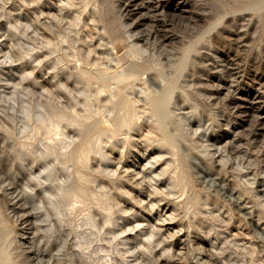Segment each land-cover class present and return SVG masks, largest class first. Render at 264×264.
<instances>
[{
    "label": "rangeland",
    "instance_id": "1",
    "mask_svg": "<svg viewBox=\"0 0 264 264\" xmlns=\"http://www.w3.org/2000/svg\"><path fill=\"white\" fill-rule=\"evenodd\" d=\"M152 1L136 27L127 0H0V249L13 264H264V2ZM121 70L132 115L90 143L83 122L119 111L106 75ZM168 89L162 119L151 101ZM83 142L84 166L67 158ZM79 178L88 194L65 200Z\"/></svg>",
    "mask_w": 264,
    "mask_h": 264
},
{
    "label": "bare ground",
    "instance_id": "2",
    "mask_svg": "<svg viewBox=\"0 0 264 264\" xmlns=\"http://www.w3.org/2000/svg\"><path fill=\"white\" fill-rule=\"evenodd\" d=\"M137 1V2H136ZM152 0H127V2H126V8H127V11H128V13H129V15H130V17H135V18H133L134 19V25L136 26V27H140V26H142L143 24H145L144 22H147V20H148V18H152L150 15L153 13H151V10H150V6H151V4H150V2H151ZM153 1H155V0H153ZM152 1V2H153ZM262 2H264V0H257V1H254V2H252V3H250L249 5H248V7L249 8H257V7H260V5H262L263 3ZM248 3V2H247ZM228 6V5H227ZM264 6V5H263ZM262 8V10H263V7H261ZM260 8V9H261ZM247 9V8H246ZM181 11H183V10H180L179 9V12H181ZM259 11H261V10H259ZM181 15V14H180ZM259 17V16H258ZM257 17V18H258ZM219 21V20H218ZM246 21V20H245ZM154 22H155V27L156 26H160V24H159V21H157V20H154ZM216 23V22H215ZM153 26V25H152ZM156 29V28H155ZM264 29V28H263ZM151 32V31H150ZM205 32V31H204ZM155 33H158V30H154V32L152 33V36L155 34ZM202 34V33H201ZM156 35V34H155ZM154 35V36H155ZM203 35V34H202ZM65 39V38H64ZM62 40V39H61ZM119 40V39H118ZM62 42V41H61ZM126 42V41H125ZM119 43V42H118ZM122 43V42H121ZM120 43V44H121ZM170 44V43H169ZM235 44H236V42H235ZM242 44H243V42H242ZM242 44L241 43H239V45L238 46H242ZM61 45V44H60ZM166 45V44H165ZM124 46V45H123ZM237 46V47H238ZM126 49V48H125ZM250 49V48H249ZM118 50H119V48H118ZM127 50V49H126ZM126 52V51H125ZM129 53V52H128ZM127 53V54H128ZM244 53V52H243ZM124 54V53H123ZM126 54V53H125ZM192 55V54H191ZM78 56H80V55H78ZM185 56H186V54H185ZM66 57V56H65ZM75 57V56H74ZM74 57H72V58H74ZM133 57V56H132ZM131 57V58H132ZM78 57H76V59H77ZM136 58V57H135ZM58 59H59V57H58ZM61 59V58H60ZM138 59V58H137ZM62 60V59H61ZM80 62V61H79ZM86 62V61H85ZM126 64V63H125ZM124 64V65H125ZM130 63L128 62L126 65H129ZM83 65V64H82ZM89 66V65H88ZM140 66H142V65H140ZM139 66V67H140ZM134 66L132 65V66H130V69L129 70H132V69H134L133 68ZM90 68V67H89ZM121 68H123V66L121 67ZM138 68V67H137ZM82 70V68H79L78 70ZM104 69V68H103ZM102 69V70H103ZM113 69V68H112ZM115 69V68H114ZM136 69V68H135ZM157 69V68H156ZM75 70V69H74ZM80 70V72L82 73V71ZM86 70H88V69H86ZM85 70V71H86ZM138 70V69H137ZM181 70V69H180ZM105 71V70H104ZM112 71V70H111ZM124 71V70H123ZM156 71V70H155ZM83 72H84V69H83ZM106 72V71H105ZM113 72V71H112ZM156 72H159V71H156ZM93 73V72H92ZM108 73H109V71H108ZM137 73V72H136ZM160 73V72H159ZM158 73V74H159ZM135 74V73H134ZM83 75V74H82ZM81 75V76H82ZM87 75V74H86ZM104 75V74H103ZM132 75H133V73L132 72H129V73H124V72H122V70H121V72H115V73H109V74H107L106 75V79L108 80V81H110V79H115L116 81H115V85H114V89L116 88V90H115V92H116V95H117V97L115 98V100H114V105H115V107L119 110H117L118 112H114V111H112L113 113H116L115 114V116L114 117H112V120H110V123H105L104 121H101L100 119V121H98V122H90L88 119H85V121L83 122V124H84V128L82 129V127H79V129H82L83 131L82 132H84V134H85V136H86V139L85 138H83L84 140H86V141H89L90 143H92L90 140H94V139H97V141L100 139L99 137H101L102 135H104V134H107V133H112V134H118L119 133V131L121 130V128L123 127V125L127 122V120L129 119V117L132 115V112L133 111H131V106H130V104H129V100H127L123 95H122V91H124V88H125V86L126 85H128V83L130 82V80H131V78H132ZM94 76V75H93ZM92 76V77H93ZM100 76H101V74H100ZM100 76H98L99 78H100ZM135 76V75H134ZM98 77H97V79H98ZM152 77V76H151ZM86 78V77H85ZM96 78V77H95ZM157 78V77H156ZM159 79V78H158ZM94 80V79H93ZM161 80V79H160ZM166 80V79H165ZM113 82V81H112ZM162 82V81H161ZM88 83V82H87ZM95 85V84H94ZM99 85H103L102 83L100 84L99 83ZM88 86L89 85H87V87L86 88H88ZM90 86H93V85H90ZM106 87V86H105ZM157 87V86H156ZM103 87H101V89H102ZM127 88V87H126ZM125 88V89H126ZM104 89H106V88H104ZM104 89H103V91H104ZM97 90V89H96ZM108 90V89H107ZM106 91V90H105ZM127 91V90H126ZM93 92V91H92ZM100 92V91H99ZM108 92V91H107ZM153 93V92H152ZM102 94V93H101ZM104 94V93H103ZM124 94V93H123ZM98 95H100L99 93H97V95L96 96H98ZM155 96V95H154ZM169 96H170V90L168 89V90H166V91H164L161 95H159L158 94V96H155V97H153L152 98V101H151V109H152V112H153V114H156V115H160L161 117L164 115L165 116V105H167L166 103L168 102V99H169ZM243 97V96H242ZM241 98V97H240ZM91 99V98H90ZM113 99H114V97H113ZM100 100V99H99ZM249 101L248 102H246L245 104H243V105H241V106H239V109L241 110V111H244V113L246 114V113H250L251 111L253 112V110H254V104L256 103V102H258V96H256V95H254V96H252L251 97V99H248ZM98 101V100H97ZM101 101V100H100ZM149 103V102H148ZM98 104V103H97ZM237 104V103H236ZM134 105V104H133ZM132 105V106H133ZM105 107V106H104ZM103 107V108H104ZM114 107V108H115ZM136 107V106H135ZM238 107V106H237ZM98 108V107H97ZM106 108V107H105ZM113 108V109H114ZM115 108V109H116ZM111 109V108H110ZM109 109V110H110ZM104 110V109H103ZM108 110V109H107ZM107 110H106V113H107ZM73 111H75V110H73ZM91 111V110H90ZM102 111V110H101ZM105 111V110H104ZM116 111V110H115ZM121 111V112H120ZM123 111V112H122ZM140 111V110H139ZM56 112V111H55ZM58 112V111H57ZM87 112H89V110H87ZM97 112V111H96ZM111 112V111H110ZM62 113H64V112H62ZM99 113V112H98ZM105 113V115L107 116V114ZM139 113V112H138ZM57 114V113H56ZM110 114H112V113H110ZM141 114V113H140ZM65 114H62L61 116H64ZM69 115V114H68ZM82 115H84V113L82 114ZM81 115V116H82ZM109 115V114H108ZM134 115V114H133ZM136 115H137V113H136ZM251 115V114H250ZM56 116H58V114L56 115ZM70 116V115H69ZM154 116V115H153ZM55 117V116H54ZM59 117V116H58ZM76 117H77V115H76ZM87 117H89V116H87ZM158 117V116H157ZM252 117V116H251ZM62 118V117H61ZM60 118V119H61ZM64 118V117H63ZM79 118V117H78ZM84 118V117H83ZM134 118H135V116H134ZM133 118V119H134ZM141 118V117H140ZM149 118V117H148ZM255 118V117H254ZM257 119H256V123L258 124V126H259V130H261L262 132H264V114H260V115H257V117H256ZM77 119V118H76ZM162 119H163V117H162ZM55 120V119H54ZM63 120V119H62ZM73 120V122L72 123H74V122H77V121H74V119H72ZM92 120H94L93 118H92ZM138 120H139V118H138ZM71 121V119L69 120V121H67L68 123ZM80 121V120H79ZM97 121V120H96ZM59 122H60V120H59ZM58 122V120H57V123H59ZM107 122V121H106ZM56 123V124H57ZM80 123H82V122H80ZM133 123H135V122H133ZM76 124V123H75ZM53 125V131H55V129L57 128V126H58V124H57V126H56V128H55V125L54 124H52ZM126 125H128V124H126ZM125 125V126H126ZM74 126V125H73ZM82 126V125H81ZM128 127H129V125H128ZM127 127V128H128ZM152 128V127H151ZM59 129V128H58ZM52 130H51V132H52ZM57 130V129H56ZM165 130V129H164ZM163 130V128H161V131H164ZM175 131V130H174ZM78 132V131H77ZM161 134V133H160ZM167 134V133H166ZM184 134V133H183ZM117 136V135H116ZM120 135H118V137H119ZM128 136V135H127ZM127 136H125V139H126V137ZM121 137V136H120ZM119 137V138H120ZM123 137H124V135H123ZM174 137V136H173ZM79 138H80V136H79ZM99 138V139H98ZM59 139V138H58ZM118 139V138H117ZM57 140V139H56ZM114 140V139H113ZM157 140V139H156ZM24 141V140H23ZM23 141H22V143H23ZM96 141V142H97ZM149 141V140H148ZM155 141V140H154ZM58 142H59V140H58ZM151 142H153V141H151ZM85 143L86 142H83V143H81V144H79L76 148H74V150H72L69 154H68V159L69 160H72V161H77L78 163H80V164H82L83 166H84V164L86 163V161H87V157H88V153H87V148H86V146H84L85 145ZM99 143V142H98ZM172 143V139L170 138V137H168V136H166V137H164V139H163V141H161L160 142V145H162V146H168V145H170ZM100 144V143H99ZM21 145V144H20ZM27 145V144H26ZM53 145V144H52ZM22 146V145H21ZM48 146V145H47ZM53 146H55V145H53ZM94 146V145H93ZM153 146V145H152ZM50 147V146H49ZM73 148V147H72ZM89 148V147H88ZM171 148V147H170ZM95 149L97 150V148L95 147ZM54 150V149H53ZM53 150H51V147H50V149H48V150H46V152H44V153H40L41 155L39 156V157H37V158H45V157H49L50 155H52L53 154ZM90 150V149H89ZM55 151V150H54ZM92 151V150H91ZM90 151V152H91ZM174 151V150H173ZM89 152V153H90ZM55 153V152H54ZM65 153V152H64ZM68 153V152H67ZM63 154V153H62ZM174 154V153H173ZM61 156V155H60ZM91 156V155H90ZM64 158V157H63ZM89 158V157H88ZM66 159V158H65ZM90 159V158H89ZM41 160V159H40ZM74 161V162H75ZM219 162V161H218ZM217 162V163H218ZM73 164V163H72ZM89 164V163H88ZM183 164H185V162H183ZM219 164V163H218ZM217 164V165H218ZM86 165V164H85ZM83 166H81L82 168H83ZM151 166V165H150ZM87 167V166H86ZM185 167V166H184ZM187 167V166H186ZM65 169H67V168H65ZM67 170H69V169H67ZM184 170V169H183ZM81 171V170H80ZM86 171V170H85ZM82 172L83 174H82V176L85 174L86 175V172ZM176 171V170H175ZM199 171V170H198ZM182 172V171H181ZM200 172V171H199ZM198 172V173H199ZM202 172V171H201ZM79 173V172H78ZM70 174V173H69ZM202 174V173H201ZM216 174V173H215ZM76 175H77V172H76ZM84 175V176H85ZM88 175V174H87ZM90 175V174H89ZM70 176V175H69ZM72 176H73V174H72ZM79 176V175H78ZM91 176V175H90ZM203 176L205 177V178H207V179H211L212 178V175H211V172H205V173H203ZM86 177H88V176H86ZM93 177V176H92ZM85 178V177H84ZM201 180V179H200ZM217 181V180H216ZM217 183V182H216ZM219 184V183H218ZM90 187H91V185H90ZM87 188H89V187H87ZM183 188V187H182ZM239 188V187H238ZM59 189V188H58ZM185 189V188H184ZM224 189V188H223ZM61 190H62V192H63V197H64V199L65 200H69V201H72L71 199H69V198H71L70 196H71V194H73V193H76L75 195H77V193L78 194H85V195H87L88 194V192H87V194H86V187H85V180L84 179H82V178H79L78 179V183H75L74 184V186H72L71 188H61ZM221 190V189H220ZM246 190V189H245ZM90 192V191H89ZM223 192H225V190L223 191ZM90 194V193H89ZM84 195V196H85ZM251 195V194H250ZM78 196V195H77ZM89 196V195H88ZM73 198V197H72ZM75 199H76V196H75ZM99 199V198H98ZM82 200H83V198H82ZM84 200L85 201H87L85 198H84ZM93 200V199H92ZM69 201L68 202H66V204L68 203L69 204ZM102 201V200H101ZM74 202V201H73ZM82 202V201H81ZM103 202V201H102ZM103 203H105V202H103ZM74 204V203H73ZM79 204H81V203H79ZM86 204V203H85ZM99 204V203H98ZM2 205V204H1ZM82 205V204H81ZM72 206V205H71ZM79 206V205H78ZM73 207V206H72ZM58 211V210H57ZM72 211V210H71ZM104 211V210H103ZM0 216H2V210H1V208H0ZM10 230V229H9ZM0 264H13V258H12V256L9 254V252L8 251H6V250H4V249H0Z\"/></svg>",
    "mask_w": 264,
    "mask_h": 264
}]
</instances>
